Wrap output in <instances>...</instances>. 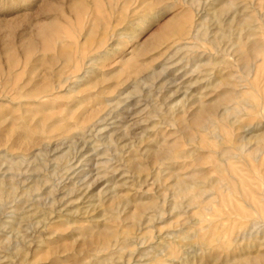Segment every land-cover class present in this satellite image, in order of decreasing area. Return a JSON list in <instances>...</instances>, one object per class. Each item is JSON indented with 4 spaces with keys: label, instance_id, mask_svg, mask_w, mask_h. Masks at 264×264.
<instances>
[{
    "label": "rangeland",
    "instance_id": "1",
    "mask_svg": "<svg viewBox=\"0 0 264 264\" xmlns=\"http://www.w3.org/2000/svg\"><path fill=\"white\" fill-rule=\"evenodd\" d=\"M217 1L0 0L1 264H247L264 252L215 168L216 151L264 133V0ZM248 160L228 165L263 177ZM179 179L226 191L191 202ZM103 224L129 234L120 254L97 251Z\"/></svg>",
    "mask_w": 264,
    "mask_h": 264
},
{
    "label": "bare ground",
    "instance_id": "2",
    "mask_svg": "<svg viewBox=\"0 0 264 264\" xmlns=\"http://www.w3.org/2000/svg\"><path fill=\"white\" fill-rule=\"evenodd\" d=\"M210 1V0H209ZM217 1V0H216ZM224 1V0H223ZM201 2V1H200ZM218 2V1H217ZM220 3V2H219ZM248 3V2H247ZM239 5V4H238ZM246 5V4H245ZM251 5V4H250ZM199 6V5H198ZM201 7V6H200ZM207 7V6H206ZM212 9V8H211ZM243 9V8H242ZM238 10V9H237ZM236 11V10H235ZM260 12V11H259ZM201 14H203L204 13V10H201V12H200ZM218 13V12H217ZM235 13V12H234ZM244 14V13H243ZM206 15V14H205ZM244 15H246V14H244ZM200 16V15H199ZM198 19V18H197ZM223 23V22H222ZM199 28V27H198ZM197 30V29H196ZM219 31V30H218ZM195 37L196 36H194V39H195ZM197 39V38H196ZM209 39V38H208ZM218 40H220V38H218ZM255 44V43H254ZM112 45V44H111ZM114 45V44H113ZM112 45V46H113ZM187 45V44H186ZM190 45V44H189ZM207 45H208V43H207ZM108 46V45H107ZM191 46V45H190ZM218 47H219V45H217ZM110 47V46H109ZM187 47V46H186ZM111 48V47H110ZM114 48V47H113ZM195 48V47H194ZM107 49V48H106ZM112 49V48H111ZM180 49V48H179ZM199 49V48H198ZM207 49V48H206ZM105 50V49H104ZM113 50V49H112ZM102 51V50H101ZM109 51V50H108ZM200 51H202V50H200ZM219 51V50H218ZM110 52V51H109ZM111 52H114V51H111ZM196 53V52H195ZM104 53H101L100 54V57L103 55ZM199 54H201V53H198V55ZM207 54V53H206ZM206 54H204V55H206ZM107 55H109L108 53H107ZM112 55H114V54H112ZM94 56V55H93ZM225 56V55H224ZM60 57H62V56H60ZM70 57V56H69ZM104 57V56H103ZM106 57V56H105ZM108 57V56H107ZM99 57H91V58H89L88 59V61L89 62H91L92 63V61H94V60H97ZM204 58V57H203ZM243 58H244V56H243ZM87 60V59H86ZM101 60V59H100ZM252 60V59H251ZM205 61V60H204ZM86 62V61H85ZM84 62V63H85ZM94 63V62H93ZM196 63V62H195ZM87 64V63H86ZM84 67H85V65H84ZM221 67V66H220ZM88 68V67H87ZM90 68V67H89ZM84 70V69H83ZM89 71L88 70H86L85 71V73H88ZM222 72V71H221ZM156 74H157V72H155ZM201 73H202V71H201ZM215 73V72H214ZM199 75V74H198ZM217 75H218V72H217ZM253 75V74H252ZM224 76V75H223ZM209 77H211V76H209ZM220 77V76H219ZM252 77V76H251ZM250 77V78H251ZM71 78V77H70ZM179 78V77H178ZM200 78V77H199ZM144 79V78H143ZM207 79V78H206ZM212 79V78H211ZM216 79V78H215ZM86 80V79H85ZM219 80H221V79H219ZM80 81V80H79ZM217 81V80H216ZM80 83V82H79ZM223 83V82H222ZM211 84V83H210ZM252 85H254V84H252ZM80 86V85H79ZM180 86V85H179ZM208 87V86H207ZM241 87V86H240ZM70 90H72V89H70ZM170 90V89H169ZM226 90V89H225ZM224 90V91H225ZM228 90V89H227ZM240 90V89H239ZM243 90H244V88H243ZM223 91V90H222ZM219 92V91H218ZM238 92V91H237ZM236 92V93H237ZM241 92H243V91H241ZM188 94V93H187ZM242 94V93H241ZM240 94V95H241ZM54 95V94H53ZM204 95V94H203ZM247 95V94H246ZM44 96V95H43ZM49 96V95H48ZM188 96V95H187ZM233 96V95H232ZM238 96V95H237ZM249 96V95H248ZM198 97V96H197ZM246 97V96H245ZM42 98V97H41ZM199 98V97H198ZM105 99H107L108 100V98H105ZM248 99V98H247ZM246 99V100H247ZM113 100V99H112ZM115 100V99H114ZM235 100H236V98H235ZM244 100V99H243ZM250 101V100H249ZM243 102H245V101H243ZM108 103V102H107ZM111 103V102H110ZM109 103V104H110ZM218 103L219 102H217V103H214L212 106H209V105H207V104H205V103H202L201 104V106H200V108H199V110H198V112L200 113V115L201 114H203V113H208V112H210V110H212V109H215V107L218 105ZM108 104V105H109ZM99 105H101V104H99ZM241 105V104H240ZM248 105V104H247ZM119 107V106H118ZM262 107V106H261ZM111 108V107H110ZM115 108H116V106H115ZM249 108H251V107H249ZM95 109V108H94ZM99 109V108H98ZM118 109V108H117ZM113 110V109H112ZM229 108H224L223 109V111L219 114L220 116H223L224 114H227L228 112H229ZM96 111V110H95ZM100 111V110H99ZM116 111V110H115ZM123 111V110H122ZM89 112V111H88ZM94 112V111H93ZM106 112V111H105ZM109 112V111H108ZM239 112V111H238ZM260 112V111H259ZM89 114V113H88ZM105 115H107V113L105 114ZM90 116V115H89ZM101 116V115H100ZM104 116V115H103ZM109 116V115H108ZM105 117V116H104ZM199 119H200V117H199ZM99 120V119H98ZM105 120V119H104ZM104 120H99L98 122L96 121V123L94 124V127H98V124L99 123H101L102 121H104ZM176 120V119H175ZM178 120V119H177ZM87 122V121H86ZM41 123V122H40ZM209 124V123H208ZM198 125V124H197ZM212 126V125H211ZM256 126V125H255ZM18 127V126H17ZM62 127V126H61ZM262 127V126H261ZM261 127L260 128H257L258 130L259 129H261ZM220 128V127H219ZM252 128V127H251ZM12 129V128H11ZM91 128H89V130H90ZM218 129V128H217ZM41 130V129H40ZM45 130V129H44ZM248 130V129H247ZM258 130H256V129H249L247 132H246V134H245V136H243V140L245 141V143L243 144H232V147L231 148H223L222 150H220V151H216V154H217V156H218V162L216 163V165H215V168H216V170L218 171V173L220 174L219 176H221V177H219L218 179H216L217 180V182L218 181H225L226 182V189L227 190H229V193L230 194H232V195H236V194H239V195H241V197H242V199L245 201V204H246V208H243V207H241L240 205H238V206H236L235 207V209H236V211H237V213H238V216L241 218V219H243L244 220V223H245V226H246V229L247 228H249V229H253V228H255L256 226H258L259 227V229H261L262 231H261V233H262V240H263V242L261 243V244H258V245H255V246H258V247H263L264 246V198L263 199H259L258 197H257V191L256 190H254L253 189V186H255V183H254V180H256V179H259V182H260V180L262 181V182H264V176L263 177H260V175H255L254 174V172H253V174L255 175V176H252V175H250V176H248L245 180L243 179V177H240L239 178V176L237 177V176H235L234 174H233V172H235L236 171V165H234V163L233 164H230V165H228V161L229 162H232L234 159H237V160H241V159H243V161H245V164L247 165V166H251V163L249 162V160H248V158H250V160H252L253 162H258L259 163V165H262V166H264V133L262 134H255V131H258ZM25 131H27V130H25ZM161 131V130H160ZM12 132V131H11ZM220 132V131H219ZM37 133V132H36ZM214 133V132H213ZM258 133V132H257ZM101 134V133H100ZM109 134V133H108ZM255 134V135H254ZM23 135H25V134H23ZM40 135V134H39ZM212 135V134H211ZM216 135V134H215ZM223 135V134H222ZM26 136V135H25ZM99 136V135H98ZM213 136V135H212ZM226 136V135H225ZM37 137V136H36ZM101 137V136H100ZM214 137V136H213ZM35 138V137H34ZM108 138V137H107ZM211 138V137H210ZM242 138V137H241ZM51 139V138H50ZM163 139V138H162ZM215 139V138H214ZM218 139V138H217ZM221 139V138H220ZM236 139V138H235ZM252 139H256L255 141H257L256 142V144H255V148L254 149H252V147L250 146L249 147V145L250 144H248V143H252L251 142V140ZM160 140V139H159ZM205 141V140H204ZM219 141V140H218ZM234 141V140H233ZM238 141V140H237ZM34 142V141H33ZM37 142V141H36ZM206 142H208L207 140H206ZM234 142H236V141H234ZM20 143V142H19ZM22 143V142H21ZM26 143V142H25ZM39 143V142H38ZM210 143V142H209ZM227 143V142H226ZM229 143V142H228ZM236 143H238V142H236ZM152 143H150V145H151ZM166 144V143H165ZM202 144V143H201ZM222 144V143H221ZM223 144H225V143H223ZM247 144H248V147H247ZM218 146V145H217ZM153 147V146H152ZM212 147V146H211ZM221 147V146H220ZM168 148V147H167ZM197 149V148H196ZM189 151V150H188ZM198 151V150H197ZM130 152H131V150H130ZM178 152V151H177ZM180 152V151H179ZM178 152V153H179ZM191 152V151H190ZM189 152V153H190ZM194 152V151H193ZM210 152H211V150H210ZM153 155H156L157 157H158V154L157 153H155V154H153ZM180 155V154H179ZM195 155V154H194ZM65 156H67V155H65ZM126 156V155H125ZM212 156V155H211ZM68 157V156H67ZM127 157V156H126ZM180 157V156H179ZM178 157V158H179ZM186 157V156H185ZM134 158V153L133 154H131V156H129V159H127V160H124V161H127V162H130L132 159ZM210 158V157H209ZM216 158V157H215ZM195 159V158H194ZM231 159H233V160H231ZM162 160V159H161ZM217 160V159H216ZM231 160V161H230ZM195 161V160H194ZM234 162V161H233ZM101 163V162H100ZM103 163V162H102ZM104 163H105V161H104ZM72 164V163H71ZM105 164H107V163H105ZM104 164V165H105ZM122 164V163H121ZM236 164V163H235ZM101 164H99V166H100ZM169 165V164H168ZM173 165V164H172ZM70 166V159H68L67 160V162H66V164H65V166L63 167V168H66V169H68V167ZM101 166H103V165H101ZM108 166V165H107ZM105 167H106V165H105ZM174 167V166H173ZM240 167H241V165H240ZM243 167V166H242ZM257 167V166H256ZM260 167V166H259ZM258 167V168H259ZM107 168H109V167H107ZM170 168V167H169ZM199 168V167H198ZM213 168V167H212ZM101 169H104V167H101ZM171 169V168H170ZM169 169V170H170ZM175 169V168H174ZM178 169V168H177ZM203 169V168H202ZM239 169V168H238ZM203 171H205L204 169H203ZM172 172V171H171ZM194 172V171H193ZM196 172V171H195ZM174 173V172H173ZM198 173H200V172H198ZM241 173V172H240ZM182 176V175H181ZM181 176H179V177H181ZM185 176V175H184ZM241 176V175H240ZM245 176V175H244ZM131 177V176H130ZM158 177V176H157ZM156 177V178H157ZM209 177V176H208ZM114 178V177H113ZM159 178V177H158ZM160 178H162V176H161V174H160ZM115 179V178H114ZM117 179V178H116ZM123 179V178H122ZM121 179V180H122ZM128 179V178H127ZM130 179V178H129ZM187 180V179H186ZM190 180V179H189ZM188 180V181H189ZM115 181H117V180H115ZM114 181V182H115ZM119 181V180H118ZM117 181V182H118ZM134 181V180H133ZM213 181V180H212ZM120 182V181H119ZM214 182V181H213ZM216 182V181H215ZM216 182V183H217ZM221 183V182H220ZM223 183V182H222ZM221 183V184H222ZM126 184H128V182L126 183ZM224 184V183H223ZM222 184V185H223ZM1 183H0V190H1ZM110 185V184H109ZM112 186V185H111ZM116 186V185H115ZM224 186V185H223ZM13 187V186H12ZM118 187V186H117ZM210 187V188H209ZM256 187V186H255ZM254 187V188H255ZM109 188V187H108ZM220 188V187H219ZM218 188V189H219ZM225 188V187H224ZM226 189H220V190H215V189H213V187H212V184H209V183H206L205 185L203 184V183H201V182H193V183H191L190 185H187L186 184V182L185 181H183V180H178L177 181V190H176V194L177 195H180V194H182V193H187L188 195H189V197H190V201L191 202H196V200L198 199V198H200L202 195H205V194H210L208 197H210L211 195H213V196H215L216 194H218V193H222V192H225L226 191ZM110 190V191H109ZM108 191L112 194V196L113 197H116L117 196V191L115 190V187H113V188H111V189H109ZM120 190V189H119ZM118 190V191H119ZM190 190H193V192H190ZM6 191V190H5ZM260 191V190H259ZM258 191V192H259ZM190 193V194H189ZM174 194V193H173ZM186 194V195H187ZM257 194V195H256ZM1 195V194H0ZM109 195V194H108ZM107 195V196H108ZM176 195V196H177ZM222 195V194H221ZM228 195V194H227ZM206 196V199H204V200H202V202L199 204V209L201 210V212L203 211V210H205V209H209V207L208 206H210V205H208V203H207V197ZM213 196H212V199L211 200H213V199H215V198H213ZM259 196V195H258ZM118 197V196H117ZM132 197V196H131ZM135 197V196H134ZM137 197V196H136ZM188 197V196H187ZM188 197V198H189ZM221 197V196H220ZM219 197V198H220ZM224 197V196H223ZM232 197V196H231ZM133 198V197H132ZM174 199V198H173ZM176 199V198H175ZM184 199H187V198H184ZM201 199H202V197H201ZM226 199H227V197H226ZM231 199V198H230ZM229 199V200H230ZM236 200V197H234L233 198V200ZM98 200V199H97ZM136 200H137V198H136ZM148 200V199H147ZM189 200V199H188ZM216 200H217V203H219L218 202V199H217V195H216ZM216 200H213V203L212 204H215L214 203V201H216ZM223 200V199H222ZM242 200V201H243ZM90 201V200H89ZM122 201V200H121ZM138 201V200H137ZM144 201V200H143ZM198 201V200H197ZM220 201V200H219ZM237 202H238V200H236ZM88 202V201H87ZM100 202V201H99ZM132 202V201H131ZM150 202V201H149ZM149 202H147L148 204H149ZM152 202V201H151ZM191 202L190 203H187V204H191ZM223 202H227V201H223ZM146 202H145V205H144V207L146 206V204H147ZM242 203V202H241ZM88 204H89V202H88ZM98 204V203H97ZM153 204V203H152ZM225 204V203H224ZM133 205H135L134 203H133ZM149 205H151V204H149ZM154 205V204H153ZM158 205H159V203H158ZM226 205V204H225ZM228 205V204H227ZM90 206V205H89ZM137 206V205H136ZM142 207H143V205H141ZM160 206V205H159ZM173 206V205H172ZM193 206V205H192ZM216 206V205H215ZM148 207V206H147ZM154 207V206H153ZM194 208L196 207V206H193ZM214 207V206H213ZM227 206H225L224 208H226ZM20 208V207H19ZM77 208V207H76ZM79 208V207H78ZM82 208V207H81ZM87 208V207H86ZM96 208V207H95ZM140 208V207H139ZM161 208V207H160ZM175 208H177V206L175 207ZM232 208V207H231ZM159 209V208H158ZM174 209V208H173ZM217 209H219V208H217ZM221 209H222V207H221ZM220 209V210H221ZM232 209H234V208H232ZM72 210V209H71ZM77 210V209H76ZM140 210V209H139ZM141 210H143V209H141ZM145 210V209H144ZM228 210L230 211L231 209H229L228 208ZM208 211V210H207ZM218 211V210H217ZM227 211V210H226ZM232 211V210H231ZM231 211H230V213H231ZM235 211V210H234ZM235 211V212H236ZM253 211L254 212H256L257 213V216H254V214H253ZM20 212V211H19ZM103 212V211H102ZM112 212V211H111ZM147 212V211H146ZM209 212V211H208ZM220 213H221V211H219ZM68 213V212H67ZM132 213H133V211H132ZM136 213V212H135ZM150 213V212H149ZM204 213H206V212H204ZM232 213H234V212H232ZM237 213H234L235 215L237 214ZM14 214V213H13ZM114 214H116V213H114ZM118 214V213H117ZM122 214V213H121ZM125 214H127V213H125ZM129 214V213H128ZM144 214H145V212H144ZM144 214H141V216L142 215H144ZM214 214H217V213H214ZM219 214V213H218ZM222 215L223 214H225V212L224 213H221ZM226 214H227V212H226ZM17 215V214H16ZM24 215H26V214H24ZM59 215V214H58ZM73 215V214H72ZM78 215V214H77ZM84 215H86V214H84ZM108 215V214H107ZM132 215V214H131ZM146 215V214H145ZM221 215V216H222ZM12 216V215H11ZM89 216V215H88ZM118 216V215H117ZM148 216V215H147ZM228 216V215H227ZM237 216V215H236ZM18 217V216H17ZM16 217V218H17ZM21 217V216H20ZM24 217V216H23ZM94 217V216H93ZM103 217H105V215L104 216H102V218ZM115 217V216H114ZM205 217V216H204ZM225 218H226V216H224ZM10 218V217H9ZM57 218V217H56ZM100 218V217H99ZM101 218V219H102ZM119 218H121V217H118V219ZM133 218V217H132ZM146 218V217H145ZM152 218V217H151ZM201 218V217H200ZM200 218H198V220L200 219ZM227 218H229V217H227ZM231 218V217H230ZM11 219V218H10ZM13 219H15V218H13ZM12 219V220H13ZM96 219V218H95ZM100 219V220H101ZM142 219H143V217H142ZM202 219V218H201ZM232 219H233V217H232ZM116 220V219H115ZM234 220V219H233ZM10 221V220H9ZM20 221V220H19ZM104 221V220H103ZM16 222V221H15ZM58 222V221H57ZM57 222H55V223H57ZM70 222V221H69ZM10 223V222H9ZM96 223V222H95ZM110 223V222H109ZM62 224V223H61ZM94 224V223H93ZM210 224V223H209ZM5 225V224H4ZM12 225H14V224H12ZM92 225V224H91ZM96 225V224H95ZM102 225V224H101ZM131 225V224H130ZM191 225V224H190ZM197 225V224H196ZM212 225V224H211ZM244 225V224H243ZM98 226V225H97ZM119 226V225H118ZM242 226V225H241ZM240 226V227H241ZM101 227V226H100ZM116 227V226H115ZM189 227V226H188ZM80 228V227H79ZM93 228V227H92ZM95 228V227H94ZM113 228V227H112ZM109 225H106V224H103V226H102V228H101V231L98 233V235L99 236H101L102 237V243H101V245H100V247L99 248H96L97 249V251H101V250H105V251H108V250H106V249H108V247H110L111 245H112V250H110V251H113V253L115 252V253H119V252H121V250L122 249H124L125 248V246H123L122 244H123V242H124V244L126 245V242L125 241H127V239H129L128 238V235L129 234H127L125 237H124V240L125 241H122L123 240V238L121 237L122 235H123V233H122V235H121V233H119L117 230H118V227H117V230H113ZM242 228V227H241ZM100 229V228H99ZM123 229V228H122ZM212 229V228H211ZM248 229V230H249ZM121 230V229H120ZM124 230V229H123ZM126 230V229H125ZM218 230V229H217ZM216 230V231H217ZM220 230V229H219ZM245 230V229H244ZM213 231V230H212ZM252 231V230H251ZM250 231V232H251ZM256 231V230H255ZM254 231V232H255ZM123 232V231H122ZM128 232V231H127ZM200 232V231H199ZM211 232V231H210ZM195 233V232H194ZM213 233H214V231H213ZM236 233V232H235ZM242 233H245V232H242ZM125 234V233H124ZM191 234V233H190ZM253 234H255V233H253ZM256 234H257V232H256ZM194 235H197V234H194ZM214 235V234H213ZM235 235V234H234ZM239 235V234H238ZM244 235V234H243ZM180 236V235H179ZM183 236V235H182ZM181 236V237H182ZM185 236L187 237V235L185 234ZM201 236V235H200ZM204 236H205V234H204ZM203 235L201 236V237H204ZM215 236V235H214ZM245 236V235H244ZM260 236V235H259ZM160 237V236H159ZM208 237V236H207ZM216 237V236H215ZM235 237V236H234ZM238 237H240V235L238 236ZM237 237V238H238ZM247 237V236H246ZM246 237H244V238H246ZM252 237H253V235H252ZM167 238V237H166ZM165 238V239H166ZM189 238V237H188ZM210 238V237H209ZM217 238V237H216ZM236 238V239H237ZM203 239V238H202ZM201 239V240H202ZM210 239H213V238H210ZM210 239H209V242H210ZM215 239V238H214ZM221 239V238H220ZM236 239H234V240H236ZM241 239H243V238H241ZM240 239V240H241ZM261 239V238H260ZM3 240V239H2ZM113 240H114V243H113ZM175 240V239H174ZM195 240V239H194ZM219 240V239H218ZM218 240H216V241H218ZM239 240V239H238ZM244 240H246V239H244ZM256 240V239H255ZM46 242H47V240H45ZM131 241V240H130ZM133 241V240H132ZM131 241V242H132ZM164 241V240H163ZM261 241V240H260ZM195 242V241H194ZM207 242V241H206ZM213 242V241H212ZM235 242V241H234ZM238 242V241H237ZM241 242V241H240ZM257 242H259V241H257ZM113 243V244H112ZM168 243V242H167ZM172 243V242H171ZM174 243V242H173ZM192 243V242H191ZM224 243V242H223ZM260 243V242H259ZM90 244V243H89ZM228 244V243H227ZM227 244H225V245H227ZM236 244V243H235ZM249 244H251V243H249ZM248 244V245H249ZM253 244V243H252ZM93 245V244H92ZM160 245V244H159ZM163 247H164V242H163V244H161ZM166 245H168V244H166ZM170 245V244H169ZM168 245V246H169ZM206 245V244H205ZM212 245V244H211ZM95 246V245H94ZM158 246V245H157ZM241 246V245H240ZM252 246V245H251ZM156 247V246H155ZM159 247V246H158ZM170 247V246H169ZM169 247H167V248H169ZM206 247V246H205ZM227 247H229L228 245H227ZM226 247V248H227ZM232 247V246H231ZM239 247V246H238ZM243 247V246H242ZM246 247H248V246H246ZM253 247H254V245H253ZM257 247V248H258ZM16 248H18V247H16ZM160 248V247H159ZM206 248H208V247H206ZM205 248V250H207ZM218 248V247H217ZM233 248V247H232ZM248 248H250V245H249V247ZM264 248V247H263ZM20 249V248H19ZM110 249V248H109ZM128 249V248H127ZM147 249V248H146ZM225 249V248H224ZM230 249V248H229ZM18 250V249H17ZM125 250V249H124ZM135 250V249H134ZM162 250V249H161ZM249 250V249H248ZM254 250V249H253ZM90 251V250H89ZM136 251V250H135ZM152 251H154V250H152ZM171 251V250H170ZM243 251H245V250H243ZM252 251V250H251ZM147 252V251H146ZM240 252V251H239ZM247 252L248 251H246V254H247ZM137 253V252H136ZM139 253V252H138ZM155 253V252H154ZM170 253V252H169ZM242 253V252H241ZM250 253V252H249ZM255 253H256V251H255ZM255 253H253V255L255 254ZM105 254H106V252H105ZM120 254V253H119ZM118 254V255H119ZM132 254V253H131ZM145 254V253H144ZM244 254V253H243ZM252 254V253H251ZM251 254H250V256H251ZM258 254V253H257ZM20 255V254H19ZM122 255H124V254H122ZM127 255H129V254H127ZM149 255V254H148ZM151 255V254H150ZM149 255V256H150ZM156 255V254H155ZM154 255V256H155ZM166 255V254H165ZM233 255V254H232ZM241 255V254H240ZM239 255V256H240ZM252 255V256H253ZM23 256H24V254H23ZM101 256V255H100ZM124 256H126V255H124ZM130 256V255H129ZM147 256V255H146ZM154 256H153V258H154ZM156 256H158V255H156ZM236 256V255H235ZM249 256V257H250ZM255 256V255H254ZM18 257V256H17ZM98 257H99V254H98ZM111 257V256H110ZM135 257V256H134ZM161 257V256H160ZM214 257V256H213ZM238 257V256H237ZM241 257H242V255H241ZM25 258V257H24ZM103 258V257H102ZM104 258H105V255H104ZM107 258V257H106ZM112 258V257H111ZM146 258H148V257H146ZM211 258H212V256H211ZM235 258V257H234ZM1 259V258H0ZM23 259V258H22ZM77 259H79V258H77ZM150 259V258H149ZM158 259V258H157ZM95 260V259H94ZM103 260V259H102ZM121 260V259H120ZM147 260V259H146ZM151 260V259H150ZM188 260V259H187ZM96 261V260H95ZM94 261V262H95ZM141 261V260H140ZM180 261V260H179ZM179 261H177V262H179ZM189 261V260H188ZM229 261H230V259H229ZM15 262V261H14ZM101 260L100 259H98L97 260V262H96V264H101ZM107 262V261H106ZM144 262H145V260H144ZM148 262V261H147ZM165 262V261H164ZM248 263H256V264H264V252L263 253H261V254H259L258 256L256 255V257H251L248 261H247ZM246 262V263H247ZM17 263V262H16ZM19 263V262H18ZM20 263H22V262H20ZM75 263V262H74ZM103 263V262H102ZM109 263V262H108ZM111 263V262H110ZM150 263V262H149ZM172 263V262H171ZM247 263V264H248ZM1 264V263H0ZM82 264V263H81Z\"/></svg>",
    "mask_w": 264,
    "mask_h": 264
}]
</instances>
